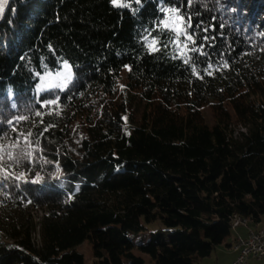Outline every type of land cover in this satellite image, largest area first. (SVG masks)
<instances>
[{
    "label": "trees",
    "instance_id": "1",
    "mask_svg": "<svg viewBox=\"0 0 264 264\" xmlns=\"http://www.w3.org/2000/svg\"><path fill=\"white\" fill-rule=\"evenodd\" d=\"M173 8L200 26L207 56H196L197 69L211 62L219 71L193 73L174 58L188 49L156 27L163 18L180 30ZM64 62L74 71L67 89L38 93L40 76ZM18 116L29 119L16 124ZM13 126L40 143L21 138L32 155L0 176L42 179L0 191V264H86L77 247L93 239L92 264H200L232 234L230 217L264 221V0H141L130 9L9 0L0 14L3 143L16 139ZM156 221L165 230L132 240Z\"/></svg>",
    "mask_w": 264,
    "mask_h": 264
},
{
    "label": "snow or ice",
    "instance_id": "2",
    "mask_svg": "<svg viewBox=\"0 0 264 264\" xmlns=\"http://www.w3.org/2000/svg\"><path fill=\"white\" fill-rule=\"evenodd\" d=\"M111 4L113 6L119 7V8H132V4H140L141 0H131V2H121V0H110ZM199 2V0H187V7H191L193 4ZM9 3V0H0V14H3L5 11V5ZM161 11H164V9H161ZM172 12L178 17L179 21L181 22L180 30H177L176 28H169L168 24L165 23L164 19L161 18V20L157 23V30L164 29L165 32L171 33L169 36V43L174 45H182L183 47L188 49V54L181 57V52L179 49L174 53V58H181L182 62L186 65H189L193 73H203L206 75H211L213 69L216 71H219V68H215V66L209 62L206 64V66L202 69H197V65L199 61L196 59V56L204 55L207 56V53L204 51V45L203 44H197L196 43V30L199 29V25L196 26V28H193V25L191 23L192 16L189 13L187 15V19H185V14L182 10H179L178 8H173ZM204 31H208V29H204ZM148 37L145 36V40H147ZM203 40L205 41H214L215 37H209L205 36L203 37ZM152 43H157L156 39L153 38ZM163 47H167V44L162 45ZM228 62L225 61L223 64V67H227ZM57 76H61L62 79L57 84H50L41 80V87L45 90L51 89L53 87L59 88L60 90H65L67 86L72 81V73L70 71V66L65 62L63 65V70L61 72L56 73ZM202 78V77H201ZM56 100L48 101L47 103H42V107H48L49 105L56 104ZM15 107V105H14ZM37 116H42L43 113L37 112ZM29 119V117L25 116H18L16 117V124H19L20 121H24ZM9 125L13 124L12 120L8 121ZM12 131L17 132L16 139L11 144L3 143V141L6 139L7 134L0 132V169H5L7 167H10L12 165L19 168L22 163L29 159V157L32 155V152L28 150V148H31L33 145H39L40 141L37 138L35 141L29 139L33 136V133L31 131H28L27 133L23 131H18L16 127H12ZM48 131V128L45 127L40 133H37V136L43 135V132ZM21 138L24 139V142L28 145V148H24L21 145ZM6 157V158H5ZM9 162H11L9 164ZM31 163V161H29ZM42 178L37 174L32 179H27L25 177V174L21 172L19 175H10L5 174L0 176V191H4L9 187V182L13 184V186L19 188L20 183H38ZM19 182V183H17ZM5 195L8 193L5 192Z\"/></svg>",
    "mask_w": 264,
    "mask_h": 264
},
{
    "label": "rangeland",
    "instance_id": "3",
    "mask_svg": "<svg viewBox=\"0 0 264 264\" xmlns=\"http://www.w3.org/2000/svg\"><path fill=\"white\" fill-rule=\"evenodd\" d=\"M6 6V5H5ZM4 6V7H5ZM65 63V62H64ZM62 67L57 70V71H48L40 76V83L38 85V93H42L45 91H49L51 89H54L56 87H53L51 89L45 90L44 88L41 87V80L43 79L47 83L50 84H57L61 81L62 77L57 76V72H61L63 70V65ZM70 66V71L72 73V81L74 79V71L70 63L66 62ZM128 72V69L125 71V74ZM71 81V82H72ZM69 86V85H68ZM67 86V87H68ZM67 89V88H66ZM206 112L208 113L209 117L212 118V114L210 112L209 108H205ZM44 212L37 210L35 211L34 215L39 220L40 216H42ZM147 230L140 232V233H134L131 235V238L134 242L136 243H147L151 240L152 233L160 231V230H165L163 227L162 223L160 221L153 222L151 224L146 225ZM38 237V236H37ZM77 251L82 253L85 257L86 264H92L93 261L95 260V253L97 251V242L96 239L93 240H87L85 243L77 247ZM135 253L137 256H140L146 260L147 263L151 261V258L149 255H146L144 253H141L139 250H135Z\"/></svg>",
    "mask_w": 264,
    "mask_h": 264
},
{
    "label": "crops",
    "instance_id": "4",
    "mask_svg": "<svg viewBox=\"0 0 264 264\" xmlns=\"http://www.w3.org/2000/svg\"><path fill=\"white\" fill-rule=\"evenodd\" d=\"M264 228V221L259 225H254L249 222L248 225H241L237 228H232V234L220 246H218L212 255L204 259L200 264H234L238 258V253L233 249V244L237 239L247 238L251 229ZM247 264H264V259L250 260Z\"/></svg>",
    "mask_w": 264,
    "mask_h": 264
},
{
    "label": "built area",
    "instance_id": "5",
    "mask_svg": "<svg viewBox=\"0 0 264 264\" xmlns=\"http://www.w3.org/2000/svg\"><path fill=\"white\" fill-rule=\"evenodd\" d=\"M235 225H248L249 222H243L230 218ZM238 258L234 264H247L250 260L264 259V229H251L247 238H240L239 249H235Z\"/></svg>",
    "mask_w": 264,
    "mask_h": 264
},
{
    "label": "bare ground",
    "instance_id": "6",
    "mask_svg": "<svg viewBox=\"0 0 264 264\" xmlns=\"http://www.w3.org/2000/svg\"><path fill=\"white\" fill-rule=\"evenodd\" d=\"M230 218H234L235 220H238V221H243V222H250L248 219L242 217V216H239V215H235L233 217H230ZM232 222V228H237L239 225H235V222L234 221H231ZM264 229V228H263ZM239 246H240V238L237 239V241L233 244V249H239Z\"/></svg>",
    "mask_w": 264,
    "mask_h": 264
}]
</instances>
